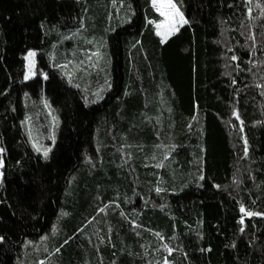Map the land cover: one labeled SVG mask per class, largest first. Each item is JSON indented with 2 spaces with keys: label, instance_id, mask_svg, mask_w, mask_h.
Segmentation results:
<instances>
[{
  "label": "trees",
  "instance_id": "obj_1",
  "mask_svg": "<svg viewBox=\"0 0 264 264\" xmlns=\"http://www.w3.org/2000/svg\"><path fill=\"white\" fill-rule=\"evenodd\" d=\"M112 1L0 0V264H264V217L239 222L264 211V0H176L166 42L151 0ZM70 33L105 44L90 81L63 71L92 47ZM42 93L47 159L24 124Z\"/></svg>",
  "mask_w": 264,
  "mask_h": 264
},
{
  "label": "rangeland",
  "instance_id": "obj_2",
  "mask_svg": "<svg viewBox=\"0 0 264 264\" xmlns=\"http://www.w3.org/2000/svg\"><path fill=\"white\" fill-rule=\"evenodd\" d=\"M80 1L88 5V0H80ZM102 5L105 6V4H98V6L96 7V11L98 14H99V9L102 10V7H103ZM111 5L117 9L118 13L117 12L116 13L118 15L114 16L116 17L115 18L116 20L118 16L121 15V12H120L121 8L117 6V3L114 1H112ZM113 15H114L113 13H110L108 18L113 19L114 18ZM123 20L124 19L121 18V22ZM73 34L74 33H70L65 36L61 35V37L65 39L67 38L68 40L71 38H73L74 40H84L85 43H87L88 45H91L92 47L89 48L88 50H82L84 58L81 59L79 62L71 61V62L64 64L63 71L66 74L70 73L71 78L77 79L78 81H81V82L90 81L93 77V74L96 75L98 71L102 73L105 71L104 62H105V56H107L108 52L106 54L105 44L100 39V37L95 36L88 40V39H84L83 37L84 35L82 34H74V35ZM75 42H78V41H75ZM31 50H34V49H31ZM97 50H99L102 55V58L98 61V66H97V58L95 56V52ZM34 51L36 52V56L34 57L35 65L33 68V72L35 73V75H29V78L27 80L25 79V75L28 73V60L26 59L28 52L24 56L25 57L24 79L26 81L32 79L37 74L38 51L37 50H34ZM89 56L92 57L91 61L88 60ZM81 61H83L84 63L81 64ZM89 65H93V66H89ZM84 69H87V71H85ZM24 102H25V107H26V112H27L24 124L28 132V135L30 137V141L32 145H33V142L35 141V143L41 148V151H40L41 154L43 152V149L45 148L50 149V152H51V150L53 149L57 141L59 127H60V116H59L57 109L51 105L45 93H42L37 98V100L33 102L32 104L29 103L28 95H25ZM53 135H55V140L52 139Z\"/></svg>",
  "mask_w": 264,
  "mask_h": 264
},
{
  "label": "snow or ice",
  "instance_id": "obj_3",
  "mask_svg": "<svg viewBox=\"0 0 264 264\" xmlns=\"http://www.w3.org/2000/svg\"><path fill=\"white\" fill-rule=\"evenodd\" d=\"M115 2V0H114ZM153 7L155 8V11L157 13H159V15L161 17H163V19H161L159 22L153 20L150 21V23L155 25V29H156V34L161 37V42H166L169 37H171L174 33L179 32L180 27L186 24H189V20L185 17V14L183 11H181L180 6H178V4L176 3V0H151ZM121 3H123V0H121ZM91 43V42H89ZM36 56V52L34 50H29L27 53V57L26 59L28 60V73L25 75V79L27 80L29 78V75H35V73L33 72V68L35 65V60L34 57ZM95 56L97 58V66H98V61L102 58V55L100 53L99 50H97L95 52ZM233 60L236 59L235 56L232 57ZM88 60L91 61L92 57L89 56ZM84 62L81 61V64H83ZM89 66H93V65H89ZM85 71H87V69H84ZM67 75H69V82H71V74L68 73ZM45 78H47L45 76ZM77 87H79V85H76ZM110 87V85H109ZM99 98V95H98ZM235 115L237 116V119H239V114L235 113ZM243 121H241V131H243ZM189 127H191L189 125ZM52 139L55 140V135L52 136ZM244 155L247 156L248 155V141L247 138H244ZM33 146L36 148L37 152L41 151V148L35 143V141L33 142ZM163 145H157V147H162ZM166 147V146H164ZM173 148L175 146H172ZM4 151L3 148H0V153H2ZM49 152L50 149L45 148L43 149V157L45 159H47L49 157ZM171 153H166L165 154V159L168 158V156ZM153 159H155V156H153ZM4 166V160L2 158H0V168H2ZM157 168H161L163 167V163H158L155 165ZM3 176V173L0 172V177ZM199 179L203 180L204 179V175L202 173H200L199 175ZM216 187H220L219 185H216ZM155 191L157 193H160L161 191H163L162 188L160 187H156ZM240 212L241 213H246L247 217H253V216H260V217H264V211H252V210H247L245 208V205L243 203H241L240 205ZM242 225L244 224V217L242 216L240 218L239 221ZM133 224H135L136 222L133 221ZM245 229L244 227L240 228V231L243 232ZM139 234V233H138ZM157 235H159V233H157ZM44 239V238H42ZM161 239H163V237H161ZM4 237L0 236V241H3ZM68 241L66 240L65 243H67ZM233 247H235V244L232 245ZM57 252L60 251L59 248L56 249ZM169 253H171L173 250L172 249H168ZM41 264H43V262H41ZM164 264H169V261L167 259H165Z\"/></svg>",
  "mask_w": 264,
  "mask_h": 264
},
{
  "label": "water",
  "instance_id": "obj_4",
  "mask_svg": "<svg viewBox=\"0 0 264 264\" xmlns=\"http://www.w3.org/2000/svg\"><path fill=\"white\" fill-rule=\"evenodd\" d=\"M244 218H251V217H247V215H245Z\"/></svg>",
  "mask_w": 264,
  "mask_h": 264
}]
</instances>
